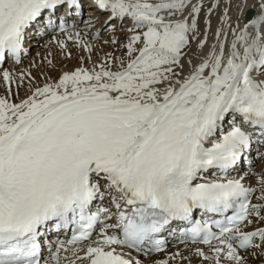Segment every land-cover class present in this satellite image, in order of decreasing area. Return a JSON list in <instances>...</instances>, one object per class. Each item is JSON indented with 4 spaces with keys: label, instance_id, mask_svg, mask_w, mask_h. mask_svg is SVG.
I'll use <instances>...</instances> for the list:
<instances>
[{
    "label": "snow or ice",
    "instance_id": "snow-or-ice-1",
    "mask_svg": "<svg viewBox=\"0 0 264 264\" xmlns=\"http://www.w3.org/2000/svg\"><path fill=\"white\" fill-rule=\"evenodd\" d=\"M219 5L201 32L204 0H0V68L33 35L71 58L57 30L88 53L18 103L23 73L0 72V264H140L167 237L188 254L153 264H264V171L240 174L264 161V0H236L235 26L228 0L209 43ZM86 10L107 31L130 22L104 41L122 55L93 60Z\"/></svg>",
    "mask_w": 264,
    "mask_h": 264
},
{
    "label": "bare ground",
    "instance_id": "bare-ground-1",
    "mask_svg": "<svg viewBox=\"0 0 264 264\" xmlns=\"http://www.w3.org/2000/svg\"><path fill=\"white\" fill-rule=\"evenodd\" d=\"M193 2L195 3L196 0H193ZM213 2H215V0H204V10L201 12V14H200V16L198 18V23L200 25L201 32H203L205 27H206L204 25L203 21H204V18H205V13L207 11V7ZM235 2H236V0H233V6L229 10V16L232 18L233 26H235V21H236V9H235V6H234ZM254 2H255V0H248V4L249 5L253 4ZM227 6H228V0H220L219 7L214 10L213 14L210 17V19H211V27L208 29V31H209V42L210 43L214 42L213 33L215 32V30L218 27L221 26L219 17L223 14V10ZM95 17H98V19H95ZM90 18L93 19V23L95 25L94 27H91V28L86 27L84 23H81V25L79 24V26H78V30L80 31L81 36L84 39H86L89 43L92 41V37L96 33L97 30H100V34L102 33V31L104 29L101 28V25L103 24V22L106 20L107 17H106V14H103V13H98L97 12V13L93 14L90 11H88V19H90ZM70 21H72V20H70ZM118 22L119 21H115L114 23L117 25V29L120 30L121 25ZM241 23H243V18L241 19ZM129 25H130V22L129 21H125L123 23L122 28L127 29V27H129ZM57 35L61 39L66 38V36H64V35H61V34H57ZM229 39H231V36H229ZM50 40H51V35H49V36L45 35V36L38 37V38L35 37V39H33L31 41V43H30L31 46L29 48V52H30L29 54H31V53L35 54L37 56L36 57L37 60H34V59L31 58L32 60L30 61V63L33 62L34 64L30 65V63H28L27 68L25 69V71L22 72L23 75H24L23 81H26L25 76L28 77V80L26 82H24L25 84L23 83V81L21 82L24 85H23V90L22 91L20 90L21 94L18 95V96L16 95L18 99L16 100V97L10 96L9 98L11 100H13V101L16 100V102L17 101L19 102L20 99L25 98V96L27 94H29L28 88H29L30 84L33 87L41 86V84H38L39 83V75L42 76V74H47V76H49V78H50L51 76H59L60 74H62L63 71L74 70L76 67L80 66L79 62H77V60H78L77 51H79V50L81 51V56H87L85 54V52L82 51L81 48H78V47L75 46L73 41L71 42V41L66 40V43L68 45V51H70L72 53V62H74V64L70 65V64L67 63L68 62V60H67L68 57L64 53H61L60 49L56 46L55 43H50ZM108 40L110 41V37H109ZM69 42H71V43H69ZM121 42H126V40L125 41H121ZM40 44L43 46V49H36L35 46H39ZM96 45H97V43H96ZM96 45H94V46L96 47ZM195 45H196V42L192 41L193 51L195 53H198L200 50L197 49ZM105 53H113V54H115L117 56H120L123 53V49L120 48V45L118 47H115L111 43L103 44V45L100 44L99 48H97V47L95 48V51L92 54V58H93V60H98L100 58H103ZM45 56H46V58H45ZM42 58H45V59L44 60H39V59H42ZM49 60H51L54 64H56V66L58 68L57 70H55V71H47L48 69L46 68V64H48ZM24 64L25 63L21 62V66L24 65ZM6 65L8 66L7 70L12 72V73L15 72V70L16 71L20 70V68H21L20 66H18L17 64L12 63L11 61H8L6 63ZM84 66L90 67L91 66V62H86V64ZM34 69L38 70V71L34 72L35 71ZM14 76H16V75H14ZM14 78H16L17 81L19 80V78H17V77H14ZM51 80L52 79H50V81ZM0 84H2V83H0ZM13 84H17V83L14 82ZM4 87L7 88V86H5V85H4ZM21 88L22 87H20V89ZM20 91H18V92H20ZM16 93H17V91H16ZM255 160H257V158H255ZM261 165H262V168H263L264 167V161H261ZM262 168H260V169H262ZM254 173H256V172H254ZM251 176L252 175H249V176L246 177L245 183L247 185H249V186L256 187L257 183L254 182L255 179H254L253 176L252 177ZM251 227H255V225H253ZM177 250L182 251L185 255L188 254L187 249H185L183 245L178 247L175 251H177ZM173 252H174V250L172 249V250L167 251V253L153 255V256H150L149 258H147L145 255H142V254H133L132 258L134 259V261H139L140 264H153V261L164 259V258L167 257L168 254L173 253ZM185 264H187V262H185ZM192 264H199L198 259L197 258H193L192 259ZM256 264H258V262H256Z\"/></svg>",
    "mask_w": 264,
    "mask_h": 264
},
{
    "label": "rangeland",
    "instance_id": "rangeland-1",
    "mask_svg": "<svg viewBox=\"0 0 264 264\" xmlns=\"http://www.w3.org/2000/svg\"><path fill=\"white\" fill-rule=\"evenodd\" d=\"M83 20H87L88 19V15L87 14H84V16H83V18H82ZM123 25H121V27H122ZM119 28V27H118ZM118 30V31H117ZM109 37H110V40L112 39V38H116L117 40H119V41H125L126 40V32H124V31H121V28H120V30L119 29H116L115 31H107V30H103V32H102V34L100 35V37H99V39L98 40H93L92 39V41L90 42V43H92L93 45H96V43H97V45H96V47L97 48H99L100 47V44L101 45H103V44H105L104 43V41L105 40H108L109 39ZM65 40H68L67 39V37L66 38H64ZM86 40V39H85ZM68 41H71L72 42V40H68ZM87 41V40H86ZM71 42H69V43H71ZM115 47H118L119 46V44H117V45H114ZM36 47V49H43V46L40 44L39 46H35ZM34 47V48H35ZM95 47V48H96ZM33 51V50H32ZM85 54L86 55H88V53H86L85 52ZM34 55V56H33ZM37 56L35 55V54H33V53H31V54H29V55H27L24 59H23V63H25L24 65H22L21 66V64H19V66L22 68H20V70H18V71H16L15 70V72H13L14 74L13 75H16V76H14V77H17V78H19V76H20V74L23 72V71H25V69L27 68V65H28V63H30V61L32 60V59H34V60H37V58H36ZM79 57H81V51L79 50V51H77V58H78V60H79ZM32 58V59H31ZM45 58H46V56H45ZM45 58H42V59H39V60H44ZM33 60V61H34ZM67 60H68V64H70V65H72V64H74V62H72V57H71V59L68 57L67 58ZM71 60V61H70ZM77 60V62H79ZM32 64H34L33 62L32 63H30V65H32ZM86 64V63H85ZM7 67V68H6ZM87 67V66H86ZM24 68V69H23ZM46 68L48 69L47 71H55V70H57L58 68H57V66H56V64H54L53 62H52V65H49V63L48 64H46ZM8 69V66L7 65H5L4 67H2V69H1V71L0 72H2L3 70H7ZM35 70V69H34ZM38 70H35L34 72H37ZM47 73V72H46ZM41 75H39V83L38 84H41V86L44 84V83H46V82H52L56 77L58 78V76H51L50 78H49V76H47V74H42V76L40 77ZM25 79H26V81L28 80V77H26L25 76ZM47 79V80H46ZM50 79H52L51 81H50ZM26 81H23V83L24 82H26ZM0 83H2V81H0ZM23 83H21V85L22 86H20V87H22L21 89H20V87L17 89V84H12L11 85V88H12V90L14 91V93H16V91H17V93H18V95H20L21 94V91L23 90V85L25 84H23ZM21 90V91H20ZM18 91H20V92H18ZM3 95H6V87H4V85H3V83L2 84H0V96H3ZM17 95V96H18ZM17 96H14V97H16V100L18 99L17 98ZM16 100L14 101V102H16ZM18 102V101H17ZM252 167H253V170H252V172L253 171H255L256 173H260L261 171H263V170H261L260 168H262V165H260V168H259V162L258 161H256V162H254L253 164H252ZM253 176V175H252ZM251 176V177H252ZM254 177V182L256 183V178H255V175L253 176ZM256 187H258V185H256ZM63 255V254H62ZM65 264H67V262H65Z\"/></svg>",
    "mask_w": 264,
    "mask_h": 264
}]
</instances>
